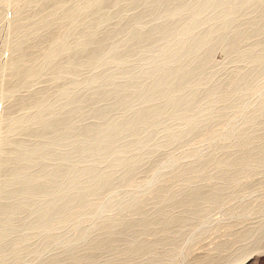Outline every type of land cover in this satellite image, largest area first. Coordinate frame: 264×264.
<instances>
[{"label":"bare ground","instance_id":"1","mask_svg":"<svg viewBox=\"0 0 264 264\" xmlns=\"http://www.w3.org/2000/svg\"><path fill=\"white\" fill-rule=\"evenodd\" d=\"M129 197L264 200V0H0V264L232 257L226 218L85 210Z\"/></svg>","mask_w":264,"mask_h":264},{"label":"rangeland","instance_id":"2","mask_svg":"<svg viewBox=\"0 0 264 264\" xmlns=\"http://www.w3.org/2000/svg\"><path fill=\"white\" fill-rule=\"evenodd\" d=\"M226 58L223 54H218L216 57L217 61H224ZM195 139H200L203 140L204 137H202V134H198L197 136H195ZM214 142V141H212ZM200 147H194L192 150L195 151L197 149H199ZM208 183V182H206ZM127 198V197H126ZM132 198H128V201H130V203H120L117 205H111V204H104V203H98L97 200H90V202L86 203V212L88 215L91 214H95V215H100L103 213H107L108 211H112V212H116L119 210H126V211H138V212H142L144 213L145 211H164V210H171L175 212V215L177 216H181V215H187V214H191L192 217L195 218H188L190 221H187L188 219H184L185 223L187 226H185L184 223V228L181 229L183 238L182 243H185L190 241V240H194L196 239L195 237L198 235H194L193 233H190L189 231H191L193 227L199 225L198 222H202L207 219V217L212 218L211 220V224L210 225H214L215 223H219L221 221H223V219H227L231 222H238L240 224L239 230H240V234H232L233 236H226L223 237L222 240L223 242H225L226 244L229 243V246L227 245V248L225 250H227L225 252V254H231V258L230 259H226L225 261H223L221 264H227L229 261H232V264L236 262L249 250V249H253L256 247H261L264 246V229H261L260 226H264V213H258L255 214L253 216H247L246 214H230V212H243L245 208H249L251 206H261L264 207V200H232L233 202L228 203L229 200H221L218 202V204H216V206H212L210 203H198V200H139L137 202H134L131 200ZM57 201V200H56ZM13 200H3L0 201V208L5 207L9 204H12ZM33 202L35 204H38L37 207H39L40 209H45L47 207V204H49L47 201H42V200H33ZM228 207H232L231 209L228 210ZM233 210V211H232ZM237 210V211H236ZM196 212V213H194ZM195 215V216H194ZM237 215V216H236ZM244 216V218H243ZM201 219V220H199ZM160 220V222H159ZM239 220V221H238ZM158 221V223H162L163 218H159L158 220H156V222ZM183 221V222H184ZM191 225H190V224ZM194 223V224H193ZM196 223V224H195ZM193 224V225H192ZM212 225V226H213ZM179 226V225H178ZM192 226V227H191ZM175 227H177V225H175ZM174 226L172 227V231L173 232H177L176 230H179L177 228H175ZM191 227V228H190ZM175 228V229H174ZM186 228V229H185ZM211 228V226L208 228L205 227V233L209 232V229ZM260 228V229H259ZM185 229V230H184ZM189 230V231H188ZM203 231V229H201ZM261 230V231H260ZM86 232H84L83 234L85 235ZM189 233L191 235H189ZM200 233V232H198ZM82 234V235H83ZM150 235V232H144L143 237H148ZM188 235V236H187ZM194 237H193V236ZM202 235V234H199ZM192 236V237H190ZM242 236V237H241ZM191 238L186 239V238ZM228 237V238H227ZM235 237V239H234ZM238 237V238H236ZM240 237V238H239ZM193 238V239H192ZM212 238V237H211ZM230 238V239H229ZM229 241L231 240V242H226V240ZM44 240V236H41L39 238H37V243L33 244L35 248L40 247L41 242ZM233 240V241H232ZM237 240V241H236ZM211 241V239H209L207 242ZM35 242V241H33ZM233 243V244H232ZM232 244V246H230ZM32 245V246H33ZM34 247H31L32 249H34ZM109 247H105L102 250H100L98 252V255L103 259L105 257L108 256H113L115 255L120 256V254L124 253L126 250L125 248V244L121 245L120 247H118L117 249H114L113 251H108ZM130 251V250H129ZM224 254V255H225ZM260 255V256H259ZM15 257V256H14ZM32 259V258H31ZM35 259V258H34ZM34 259L30 260V264L31 261H33L35 264H37V262H42V259H38L36 258L35 261ZM13 260H10L8 262H6L5 264H8L10 262H12ZM107 262H102V264H106ZM109 263V262H108ZM107 263V264H108ZM246 264H264V253L260 254V253H256L253 256H251V258H249V260L246 261Z\"/></svg>","mask_w":264,"mask_h":264}]
</instances>
